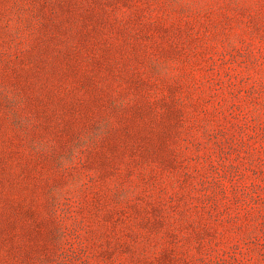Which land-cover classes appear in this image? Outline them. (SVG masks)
Here are the masks:
<instances>
[{"label": "rangeland", "instance_id": "rangeland-1", "mask_svg": "<svg viewBox=\"0 0 264 264\" xmlns=\"http://www.w3.org/2000/svg\"><path fill=\"white\" fill-rule=\"evenodd\" d=\"M0 264H264V0H0Z\"/></svg>", "mask_w": 264, "mask_h": 264}]
</instances>
